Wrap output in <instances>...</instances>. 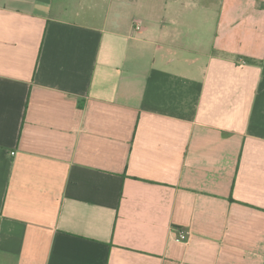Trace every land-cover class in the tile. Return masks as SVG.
<instances>
[{"label": "crops", "instance_id": "obj_1", "mask_svg": "<svg viewBox=\"0 0 264 264\" xmlns=\"http://www.w3.org/2000/svg\"><path fill=\"white\" fill-rule=\"evenodd\" d=\"M0 264H264V0H0Z\"/></svg>", "mask_w": 264, "mask_h": 264}, {"label": "built area", "instance_id": "obj_2", "mask_svg": "<svg viewBox=\"0 0 264 264\" xmlns=\"http://www.w3.org/2000/svg\"><path fill=\"white\" fill-rule=\"evenodd\" d=\"M139 29H140L139 23H135L134 24V27H133V30L134 31H138ZM187 236H188V233L186 231L179 230V232H178V238H179V240L184 241Z\"/></svg>", "mask_w": 264, "mask_h": 264}]
</instances>
